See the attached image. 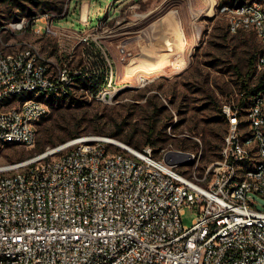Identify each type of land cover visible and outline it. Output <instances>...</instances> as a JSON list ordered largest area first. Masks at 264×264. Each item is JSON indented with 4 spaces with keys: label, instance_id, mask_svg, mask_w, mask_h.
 Returning <instances> with one entry per match:
<instances>
[{
    "label": "built area",
    "instance_id": "1",
    "mask_svg": "<svg viewBox=\"0 0 264 264\" xmlns=\"http://www.w3.org/2000/svg\"><path fill=\"white\" fill-rule=\"evenodd\" d=\"M231 33L262 43L254 93L225 102L220 159L196 173L200 153L161 148L156 155L87 135L0 168V264H264V7L220 4ZM33 28L58 36L53 21ZM80 38L82 62L51 68L33 44L0 49V146L33 145L52 99L112 102L123 89L98 28ZM22 28V26H20ZM124 60L132 55L118 46ZM92 80L103 76L100 86ZM149 88L156 78L136 77ZM195 164L189 174L180 167ZM196 216L183 224L185 209Z\"/></svg>",
    "mask_w": 264,
    "mask_h": 264
},
{
    "label": "rangeland",
    "instance_id": "2",
    "mask_svg": "<svg viewBox=\"0 0 264 264\" xmlns=\"http://www.w3.org/2000/svg\"><path fill=\"white\" fill-rule=\"evenodd\" d=\"M84 1L91 4L89 16L86 8L81 12ZM113 1L0 0V49L13 51L33 44L42 57L49 60L53 70L63 63L80 64L81 36L95 32L94 27L107 9L114 5ZM225 1L238 3L242 0H218L220 4ZM246 1H256L264 7V0H243ZM165 6L166 10L173 8V0H166ZM187 8L189 10V6ZM121 13L123 16L124 9ZM47 20L53 21L59 31L58 36L34 32L33 28L37 25L46 27L44 22ZM196 21L200 35L193 33L194 37L188 38L187 45L179 42L180 45L175 46L184 49L186 54L183 56L176 52V57L180 59L177 58L173 65L163 70L155 67L132 71L124 69V79L118 71L117 81L123 89L112 102L82 96L74 101L52 99L55 105L40 121L33 145L0 146V168L75 138L100 135L120 140L134 148L153 146L156 155L161 148L200 153L196 173L203 175L210 164L220 159L224 136L228 131L222 105L225 102L237 105L243 101V81L248 85L246 94L257 84L254 64L262 43L253 31L231 33L225 16L216 9L211 15H199ZM188 25L187 34L196 30L191 22ZM112 26L114 23L108 27ZM179 32L182 36L181 28ZM104 40L103 37L105 45ZM152 72L160 74L153 85L149 88L137 87L136 75L145 74L147 81L154 76ZM112 133H117V137L109 135ZM148 140L153 143H148ZM194 166L190 164L179 169L190 174ZM250 197L255 207L264 211V197L255 192H251ZM195 216V211L187 207L182 216L183 224L191 226Z\"/></svg>",
    "mask_w": 264,
    "mask_h": 264
},
{
    "label": "crops",
    "instance_id": "3",
    "mask_svg": "<svg viewBox=\"0 0 264 264\" xmlns=\"http://www.w3.org/2000/svg\"><path fill=\"white\" fill-rule=\"evenodd\" d=\"M138 1L114 0V5L118 3V6L113 5L107 9L106 14L94 27L96 29L100 24L105 25L98 30L105 39V46L115 63L117 75L119 71L123 76L124 69L132 71L155 67L163 70L170 64L173 65L179 58L176 57V52L182 53L183 56L186 54L184 49H178L175 46L181 43L183 46L187 45L188 38L194 37L193 33L200 35L196 23L199 15H211L215 12L214 0H211L213 1L211 8L208 5L210 0H173L174 7H168L167 10L165 9L166 0H141L140 3ZM90 5L89 1H84L81 12L86 8L89 16ZM126 5L129 6L126 7ZM122 9H124L123 16ZM189 22L196 30L187 34ZM110 23H114V26L108 27ZM180 28L183 31L182 36L179 32ZM119 45H124L132 55L123 60L118 51ZM183 60L185 61V58ZM153 75L158 78L160 74L154 72Z\"/></svg>",
    "mask_w": 264,
    "mask_h": 264
},
{
    "label": "trees",
    "instance_id": "4",
    "mask_svg": "<svg viewBox=\"0 0 264 264\" xmlns=\"http://www.w3.org/2000/svg\"><path fill=\"white\" fill-rule=\"evenodd\" d=\"M225 2H227V1H225ZM224 2V4H230V5H232V4H235V3H229V2H227V3H225ZM238 3H243V0L241 1V2H238ZM253 63V62H252ZM92 77H91V80H89L91 83H94V86H93V88H95V87H97V86H100L101 84H102V82H103V76H100L99 77V79L98 80H92L93 79V75H91ZM259 85H260V83L259 82H257V84L255 85V87L254 88H252V90H251V92H249V93H254L257 89H258V87H259ZM242 88H243V90H242V92H245V93H247L246 92V90H248V85L246 84V81H243V85H242ZM73 101L75 100L74 98H71ZM52 101V100H51ZM152 133V132H151ZM76 135H78V134H73V136H76ZM110 136H112V137H117V133H112V134H109ZM151 135V134H150ZM127 143H131V141L130 140H127ZM148 143H153V141H151V140H148ZM9 145H11V144H9ZM153 147V146H152ZM154 148V147H153ZM41 150H43V147H41L40 148Z\"/></svg>",
    "mask_w": 264,
    "mask_h": 264
},
{
    "label": "bare ground",
    "instance_id": "5",
    "mask_svg": "<svg viewBox=\"0 0 264 264\" xmlns=\"http://www.w3.org/2000/svg\"><path fill=\"white\" fill-rule=\"evenodd\" d=\"M212 4H213V1H209V8H211L212 7ZM109 139H110V141H112V142H115V143H119V144H125V143H123L122 141H120V140H117V139H114V138H110L109 137ZM125 145H128V144H125Z\"/></svg>",
    "mask_w": 264,
    "mask_h": 264
},
{
    "label": "water",
    "instance_id": "6",
    "mask_svg": "<svg viewBox=\"0 0 264 264\" xmlns=\"http://www.w3.org/2000/svg\"><path fill=\"white\" fill-rule=\"evenodd\" d=\"M184 154H187V152H183Z\"/></svg>",
    "mask_w": 264,
    "mask_h": 264
}]
</instances>
